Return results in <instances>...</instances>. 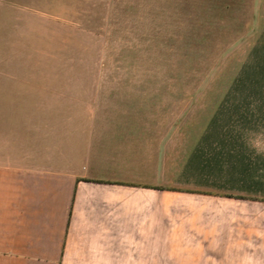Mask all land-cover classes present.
<instances>
[{
  "label": "rangeland",
  "instance_id": "rangeland-1",
  "mask_svg": "<svg viewBox=\"0 0 264 264\" xmlns=\"http://www.w3.org/2000/svg\"><path fill=\"white\" fill-rule=\"evenodd\" d=\"M154 100L181 115L183 161L202 140L264 173V0H0L7 162L73 171L96 117Z\"/></svg>",
  "mask_w": 264,
  "mask_h": 264
},
{
  "label": "crops",
  "instance_id": "crops-1",
  "mask_svg": "<svg viewBox=\"0 0 264 264\" xmlns=\"http://www.w3.org/2000/svg\"><path fill=\"white\" fill-rule=\"evenodd\" d=\"M143 105L96 117L73 171L0 144V264H264L261 161L202 140L183 161L180 113Z\"/></svg>",
  "mask_w": 264,
  "mask_h": 264
},
{
  "label": "clouds",
  "instance_id": "clouds-1",
  "mask_svg": "<svg viewBox=\"0 0 264 264\" xmlns=\"http://www.w3.org/2000/svg\"><path fill=\"white\" fill-rule=\"evenodd\" d=\"M253 148H255V145L253 144V145H251Z\"/></svg>",
  "mask_w": 264,
  "mask_h": 264
}]
</instances>
